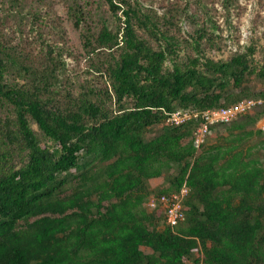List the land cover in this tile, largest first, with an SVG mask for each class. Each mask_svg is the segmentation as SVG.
Here are the masks:
<instances>
[{
  "label": "trees",
  "instance_id": "trees-1",
  "mask_svg": "<svg viewBox=\"0 0 264 264\" xmlns=\"http://www.w3.org/2000/svg\"><path fill=\"white\" fill-rule=\"evenodd\" d=\"M60 1L61 14L55 0H0V264H264V130L254 127L264 90L247 86L264 63L254 67L253 48L207 55L218 26L199 0H164L161 16L145 6L154 0ZM181 18L194 24L183 55ZM64 56L101 84L65 75ZM250 97L262 103L195 141L194 111ZM175 111L191 116L173 124ZM153 178L166 184L150 189ZM183 186L184 218L170 226L159 197Z\"/></svg>",
  "mask_w": 264,
  "mask_h": 264
},
{
  "label": "rangeland",
  "instance_id": "rangeland-1",
  "mask_svg": "<svg viewBox=\"0 0 264 264\" xmlns=\"http://www.w3.org/2000/svg\"><path fill=\"white\" fill-rule=\"evenodd\" d=\"M36 1L34 5L38 4V0ZM168 1V0H166ZM169 1H177V0H169ZM60 0H55V8L58 11L59 14L64 13L62 4L60 3ZM164 0H154L153 3L149 4V2H145V6H150L155 11V13L158 16H161L164 12V9L161 8L163 4H165ZM199 7L202 10H205L208 15L210 16V20L217 24V29L214 31V34L216 35L214 45L213 46H204V51L207 55L214 57L213 59H227L229 58L233 53L236 51L243 52L246 51L247 47H252L253 51L251 53V59L256 64L254 67H257L258 69L261 67V65L264 63V38H263V30H264V0H235L231 3L229 9L226 8L225 5L222 4V0H199ZM23 13L24 17L26 18L23 20V23L21 24V29H24L25 31L29 29L30 26V20L29 17H27V11H29V5L23 4ZM50 7V6H49ZM95 7V5H94ZM189 12H195L198 17H200V22L202 21L203 17L202 14H200L202 10H199L196 6L191 4ZM43 11L44 7H40ZM1 9V6H0ZM3 9V8H2ZM4 11V10H3ZM99 12L101 14H97L98 16H102L105 14L106 9L100 8ZM3 14V13H2ZM108 13L106 12L105 18L108 19ZM14 14H12L13 16ZM0 19L3 21L4 16L1 15ZM21 16V15H20ZM4 25L5 31H9L10 27L11 30H13L14 27L16 29L19 27L14 23V25H8L7 23ZM194 25V24H193ZM190 21L186 20L185 18H181L178 22V27H180L179 34L178 32L176 35L180 38V53L183 55L186 53V50L183 49L184 42L183 39L186 37L191 36V32L194 29ZM207 32L210 33V29H206ZM69 35L71 36V39H73V42L75 40V37L77 33L73 30H69ZM142 33V32H141ZM142 36L145 38L146 33ZM32 37H35L34 31L29 33L28 38L31 39ZM49 39L54 38L50 36H46ZM152 40V39H151ZM152 45L154 47H159L161 44V40H152ZM72 45L71 43H68V45ZM182 47V49H181ZM38 49V48H37ZM37 51V50H36ZM63 59L66 62L65 69L67 70L66 73H64L67 76H71L74 80L77 79V81L80 83L83 80L93 79L94 83H99L100 78L98 76H95L88 68L87 63L85 61H81L80 64L77 66L75 62H73V59L71 57L64 56ZM165 65L168 67H171V62L166 61ZM258 73V72H257ZM64 77V76H62ZM248 89L251 92H259L261 90H264V75H257L256 73L252 74L251 79L248 82ZM230 88V87H229ZM238 90H235L236 92ZM264 123V121L260 122L259 124H255V128L257 127V124L260 125ZM33 127H35L33 125ZM164 179V178H163ZM158 183H160L159 180H152L149 182V188L150 189H156L158 186ZM166 184V181L164 180V183ZM162 185V184H161ZM163 223V222H162ZM161 223L159 224V227H161Z\"/></svg>",
  "mask_w": 264,
  "mask_h": 264
},
{
  "label": "built area",
  "instance_id": "built-area-1",
  "mask_svg": "<svg viewBox=\"0 0 264 264\" xmlns=\"http://www.w3.org/2000/svg\"><path fill=\"white\" fill-rule=\"evenodd\" d=\"M262 103V99H245L242 101H238L235 104H230L228 106H223L216 109H206L204 111H194L192 113L193 116L200 115L202 118L203 127L201 128L200 132L196 135V142L201 141L203 138L204 133L207 130L206 124H215L218 122H229L231 119L236 118L240 114H244L249 110L253 109L255 106H259ZM190 114L188 113H181L180 111H175L168 115L167 121L173 124H180L186 119L190 118ZM264 121V118L263 120ZM261 121V122H262ZM261 130H264V123L259 125ZM187 187H181L179 193H172L170 195H161L159 197V202L164 209L165 212V219L166 223L170 226H175L180 220L184 218L183 213V199L187 194ZM150 206L153 205V201L148 203Z\"/></svg>",
  "mask_w": 264,
  "mask_h": 264
},
{
  "label": "crops",
  "instance_id": "crops-1",
  "mask_svg": "<svg viewBox=\"0 0 264 264\" xmlns=\"http://www.w3.org/2000/svg\"><path fill=\"white\" fill-rule=\"evenodd\" d=\"M257 97H250V99H256ZM248 99V98H247ZM263 120V118L262 119H260V120H258V124L261 122ZM257 124V127L259 128V125ZM152 180H159L160 181V183H158V186L159 185H161V184H163L164 183V179H162V178H153V179H151L150 181H152ZM149 181V182H150Z\"/></svg>",
  "mask_w": 264,
  "mask_h": 264
},
{
  "label": "clouds",
  "instance_id": "clouds-1",
  "mask_svg": "<svg viewBox=\"0 0 264 264\" xmlns=\"http://www.w3.org/2000/svg\"><path fill=\"white\" fill-rule=\"evenodd\" d=\"M264 118V117H263ZM262 119V118H261Z\"/></svg>",
  "mask_w": 264,
  "mask_h": 264
}]
</instances>
